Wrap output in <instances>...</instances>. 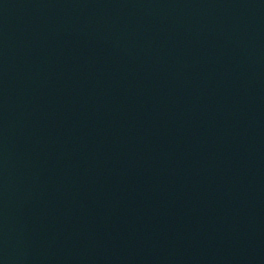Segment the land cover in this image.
Wrapping results in <instances>:
<instances>
[{
	"label": "water",
	"instance_id": "1",
	"mask_svg": "<svg viewBox=\"0 0 264 264\" xmlns=\"http://www.w3.org/2000/svg\"><path fill=\"white\" fill-rule=\"evenodd\" d=\"M0 264H264V0H0Z\"/></svg>",
	"mask_w": 264,
	"mask_h": 264
}]
</instances>
